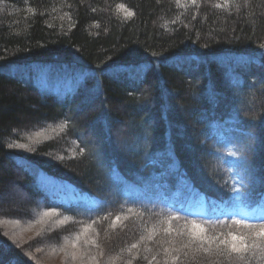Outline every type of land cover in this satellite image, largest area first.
<instances>
[{
  "label": "trees",
  "instance_id": "16d2710c",
  "mask_svg": "<svg viewBox=\"0 0 264 264\" xmlns=\"http://www.w3.org/2000/svg\"><path fill=\"white\" fill-rule=\"evenodd\" d=\"M262 217L264 0H0V264H243L193 222Z\"/></svg>",
  "mask_w": 264,
  "mask_h": 264
},
{
  "label": "snow or ice",
  "instance_id": "6c2138e0",
  "mask_svg": "<svg viewBox=\"0 0 264 264\" xmlns=\"http://www.w3.org/2000/svg\"><path fill=\"white\" fill-rule=\"evenodd\" d=\"M192 2L195 3L196 0H192ZM219 6L220 5H217V7ZM121 7H123V5H121ZM129 15H132V13H129ZM233 223L242 224L244 228L248 229L247 233L235 234L229 232L227 235L230 237V240L220 239L219 237H205L204 233L206 229L193 222V235L202 241L201 247H203L204 244H211L219 241L217 244V251L220 255H225L226 253L236 254L243 264H248V258L250 255H255V250H264V217L261 218V222L259 223H245V220H234ZM196 229H199V231H195ZM220 245L224 247L221 248ZM184 246L187 247V245ZM133 247H136V245H133ZM203 250L205 252L210 251L207 247H203Z\"/></svg>",
  "mask_w": 264,
  "mask_h": 264
},
{
  "label": "rangeland",
  "instance_id": "374dc122",
  "mask_svg": "<svg viewBox=\"0 0 264 264\" xmlns=\"http://www.w3.org/2000/svg\"><path fill=\"white\" fill-rule=\"evenodd\" d=\"M48 70V73H42V71L41 73H39L35 70V75L39 73L34 78L35 85H37L41 90H44L45 92H49L62 97L69 96L71 94H74L78 90V87L81 86L84 82L85 75L80 69L76 70V68H74L66 72H63L64 69H57L54 71L51 69ZM50 186H52V189H54L55 191H60L61 194L65 192L64 187H59L55 183H50ZM127 189L129 192L135 194H138L139 192L138 188L131 189L127 187ZM187 202L190 203L189 199H187ZM10 224L11 223L7 222L5 225L7 231L9 232L10 239H13L14 242H21L24 238L26 239L24 241H27L33 234L27 230H22V233L20 232V234H16L12 231V228L9 226Z\"/></svg>",
  "mask_w": 264,
  "mask_h": 264
}]
</instances>
